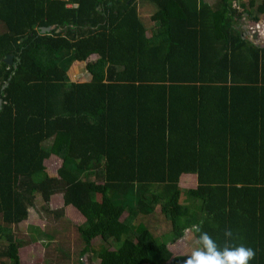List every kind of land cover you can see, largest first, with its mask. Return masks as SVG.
I'll return each mask as SVG.
<instances>
[{
	"label": "trees",
	"instance_id": "obj_1",
	"mask_svg": "<svg viewBox=\"0 0 264 264\" xmlns=\"http://www.w3.org/2000/svg\"><path fill=\"white\" fill-rule=\"evenodd\" d=\"M147 1L0 0V264H21L32 241L16 226L59 194L83 217L81 260L185 264L169 244L200 224L264 264V47L234 26L245 12L261 21L264 0ZM141 2L156 8L150 28ZM65 55L87 80L70 79Z\"/></svg>",
	"mask_w": 264,
	"mask_h": 264
},
{
	"label": "rangeland",
	"instance_id": "obj_2",
	"mask_svg": "<svg viewBox=\"0 0 264 264\" xmlns=\"http://www.w3.org/2000/svg\"><path fill=\"white\" fill-rule=\"evenodd\" d=\"M236 1V0H235ZM245 3H248L249 0H242ZM261 0H257V4ZM140 0H138V3ZM146 2H149L146 0ZM151 2V1H150ZM153 5H156L151 2ZM140 13L142 15V18L145 20L144 23L147 24V27H151L149 14L152 13V11L156 8L153 6L147 5V3L142 2L139 4ZM250 9V8H248ZM256 7L252 8L253 11H255ZM245 15V14H244ZM252 20L249 16H245L242 20H239V23H235V27H239L241 30H243L246 33V36L251 38L255 42H263L264 43V17L261 18V21H259V24L261 23L260 28H257V25H254ZM259 31V35L255 37L256 31ZM91 59H95V56L93 55ZM89 60V59H88ZM59 62L67 66V71L69 73L70 79L72 81H84L87 80L86 75V69L85 64L86 62L75 60L70 55H65L63 58L59 59ZM51 142H47L46 145H49ZM45 166L47 168V171L49 175L56 176L57 170L61 166V160L57 158L56 156L51 157L49 160L45 161ZM192 181L191 177H188V175H185L181 181V185H183L186 182L191 184ZM187 186V185H186ZM189 188H193L192 185H190ZM182 202L186 205V203L190 202L189 206L191 209L201 211L200 206L198 203L193 202L195 199L189 195L182 194ZM46 209H42V206L37 203L35 205V208L29 209V217L26 221L22 222L20 225H17L16 230L17 234L22 238V240H31V244L27 245L26 247H23L20 251L21 256V264H99L100 260L97 258L94 260V263H91L89 261L88 256H84V258L81 260L79 251L77 252L80 242L77 241V229L76 224H81L82 219L77 218L79 215V212L76 210H73L72 208H64L63 203V196L62 194L53 196L50 203L45 205ZM64 208V209H63ZM67 209V210H66ZM46 210H63L62 212L69 218L62 217L65 221L69 222L68 224H64L63 226L60 225L62 219L56 218L53 215V212L49 213ZM66 210V212H65ZM200 214H202L200 212ZM126 217V214L123 218ZM47 226H50L47 228ZM166 226V225H165ZM15 228V226H14ZM36 229V230H35ZM46 231H52V233L55 235L54 242H59V237L61 236V233L67 232L68 239L64 238L62 240L64 241V244L54 246L49 241L51 238L45 237L40 238L42 236L41 232L43 230ZM71 229V230H70ZM167 229V228H166ZM171 232L163 238V240L167 241L171 239ZM53 239V237H52ZM61 240V241H62ZM98 240V239H96ZM95 240V241H96ZM53 242V241H52ZM6 243H0V251H2L5 248ZM195 240H185L182 239L175 244H169V249L173 253L174 256H180V255H189L191 250L195 247ZM63 250V254L61 251ZM77 252V253H76ZM63 255L65 256L66 261L63 260ZM0 261L9 263L8 258L0 257Z\"/></svg>",
	"mask_w": 264,
	"mask_h": 264
},
{
	"label": "clouds",
	"instance_id": "obj_3",
	"mask_svg": "<svg viewBox=\"0 0 264 264\" xmlns=\"http://www.w3.org/2000/svg\"><path fill=\"white\" fill-rule=\"evenodd\" d=\"M256 25L259 28V22ZM256 32L259 33L258 30ZM224 235L231 238L233 233L228 229ZM183 239H194L196 245L188 255L185 264H250L256 258L255 249L243 244L233 246L226 242L221 247L207 232L202 231L200 224H193L184 229Z\"/></svg>",
	"mask_w": 264,
	"mask_h": 264
},
{
	"label": "crops",
	"instance_id": "obj_4",
	"mask_svg": "<svg viewBox=\"0 0 264 264\" xmlns=\"http://www.w3.org/2000/svg\"><path fill=\"white\" fill-rule=\"evenodd\" d=\"M210 1H213V0H210ZM245 16H248V13L247 12H245V15L241 18V20L245 17ZM254 22L255 21H253L252 23L254 24ZM260 26H261V23L259 24V28H260ZM256 34V33H255ZM259 34H257V36H258ZM256 36V37H257ZM256 43H258V42H256ZM260 44V46L262 47H264V43L263 42H260L259 43ZM185 175H188V177H191L192 178V181L190 182L191 184H189V183H187L186 182V185H185V183L183 184V185H181V187H182V189L183 190H188V188L190 187V185H192L193 186V188H195V186H196V184H197V175L196 174H183L182 175V177H181V181H182V179H183V177L185 176ZM193 202H195V201H193ZM80 217V218H79ZM77 218H79V219H83V217L82 216H77ZM84 220H82V222H83Z\"/></svg>",
	"mask_w": 264,
	"mask_h": 264
},
{
	"label": "water",
	"instance_id": "obj_5",
	"mask_svg": "<svg viewBox=\"0 0 264 264\" xmlns=\"http://www.w3.org/2000/svg\"><path fill=\"white\" fill-rule=\"evenodd\" d=\"M256 24H257V21L254 22V25H256ZM54 28H55L54 25H53V26L43 27V28H42V32L45 33V32H47V31H51V30L54 29ZM257 34H258V32H256L255 37L257 36ZM5 62H6L7 64L11 65V64L13 63V55H10V54L7 55V57L5 58ZM2 102H3V100H2V98H0V107H1V105H2Z\"/></svg>",
	"mask_w": 264,
	"mask_h": 264
},
{
	"label": "built area",
	"instance_id": "obj_6",
	"mask_svg": "<svg viewBox=\"0 0 264 264\" xmlns=\"http://www.w3.org/2000/svg\"><path fill=\"white\" fill-rule=\"evenodd\" d=\"M73 6H76V4H74Z\"/></svg>",
	"mask_w": 264,
	"mask_h": 264
}]
</instances>
